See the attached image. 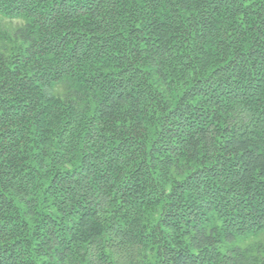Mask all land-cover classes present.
I'll return each instance as SVG.
<instances>
[{"label": "trees", "instance_id": "1", "mask_svg": "<svg viewBox=\"0 0 264 264\" xmlns=\"http://www.w3.org/2000/svg\"><path fill=\"white\" fill-rule=\"evenodd\" d=\"M0 18V264H264V0Z\"/></svg>", "mask_w": 264, "mask_h": 264}, {"label": "rangeland", "instance_id": "2", "mask_svg": "<svg viewBox=\"0 0 264 264\" xmlns=\"http://www.w3.org/2000/svg\"><path fill=\"white\" fill-rule=\"evenodd\" d=\"M22 24V21H9L0 18V27L2 29H15ZM264 242V231L258 235H249L245 238H239L234 243L224 245L223 251L226 252L236 247L246 248L254 243Z\"/></svg>", "mask_w": 264, "mask_h": 264}]
</instances>
